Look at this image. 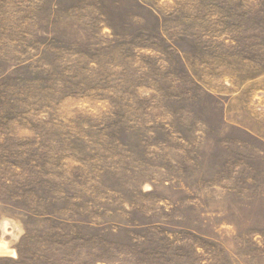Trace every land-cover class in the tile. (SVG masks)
<instances>
[{
  "label": "rangeland",
  "instance_id": "obj_1",
  "mask_svg": "<svg viewBox=\"0 0 264 264\" xmlns=\"http://www.w3.org/2000/svg\"><path fill=\"white\" fill-rule=\"evenodd\" d=\"M0 264H264V0H0Z\"/></svg>",
  "mask_w": 264,
  "mask_h": 264
}]
</instances>
